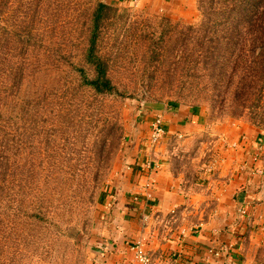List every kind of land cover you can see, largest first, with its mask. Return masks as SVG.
<instances>
[{
	"label": "rangeland",
	"instance_id": "rangeland-1",
	"mask_svg": "<svg viewBox=\"0 0 264 264\" xmlns=\"http://www.w3.org/2000/svg\"><path fill=\"white\" fill-rule=\"evenodd\" d=\"M101 1L0 0V264H97L111 222L106 207L134 165L132 149L151 146L150 123L178 103L204 108L208 124L194 139L166 135L159 144L192 192L208 197L178 223L209 219L224 228L228 217L205 206L216 207L253 165L244 145L264 129L220 110L209 78L179 58L178 31L200 22L198 0L111 4L99 52L114 94L84 85L78 70L96 76L86 55ZM236 123L246 131L238 134ZM246 238L240 264H264V223Z\"/></svg>",
	"mask_w": 264,
	"mask_h": 264
},
{
	"label": "crops",
	"instance_id": "crops-1",
	"mask_svg": "<svg viewBox=\"0 0 264 264\" xmlns=\"http://www.w3.org/2000/svg\"><path fill=\"white\" fill-rule=\"evenodd\" d=\"M106 2L124 4L129 0ZM173 3H168L169 11ZM146 120L149 123L150 119ZM164 122L167 140L173 136L194 139L208 125L204 108L179 103L174 111L165 114ZM235 126L238 134L246 131L238 123ZM226 131L227 128L222 132ZM251 132L248 145H244L246 161L253 164L249 174L223 189L216 207L205 206L206 214L217 210L218 215L228 217L224 228L209 219L200 226L190 225L189 221L178 223L190 206L208 197L193 193L189 176L174 169L167 143L149 145L140 152L132 149L134 165L128 166L112 206L106 207L109 213L112 211L111 222L105 230L107 239L99 243L97 264H138L135 256L140 241L152 257L151 264H240L246 237L264 223V133L258 129ZM241 135L240 143H244ZM258 146L261 158L259 154L254 156ZM222 247L227 248L226 252Z\"/></svg>",
	"mask_w": 264,
	"mask_h": 264
},
{
	"label": "trees",
	"instance_id": "trees-1",
	"mask_svg": "<svg viewBox=\"0 0 264 264\" xmlns=\"http://www.w3.org/2000/svg\"><path fill=\"white\" fill-rule=\"evenodd\" d=\"M114 10L101 1L93 13L86 56L95 66V78L78 69L83 84L99 94L120 92L99 52L105 21ZM198 11L200 22L178 31L185 48L179 58L192 62L198 76L209 78L208 87L223 97L214 102L220 110L234 118L248 117L264 129V0H198Z\"/></svg>",
	"mask_w": 264,
	"mask_h": 264
},
{
	"label": "built area",
	"instance_id": "built-area-1",
	"mask_svg": "<svg viewBox=\"0 0 264 264\" xmlns=\"http://www.w3.org/2000/svg\"><path fill=\"white\" fill-rule=\"evenodd\" d=\"M132 4H138L141 2V0H129ZM152 127V134L150 143L152 147H157L162 142L164 137L167 135V130L164 126V118L162 116H158L156 119L152 121L151 124ZM109 207L112 206V204L108 205ZM223 252H226L227 248L222 247ZM136 261L138 264H151L152 257L151 255L146 251L143 242H138L136 245Z\"/></svg>",
	"mask_w": 264,
	"mask_h": 264
}]
</instances>
